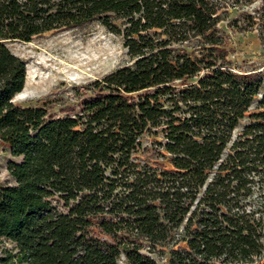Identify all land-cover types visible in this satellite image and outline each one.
<instances>
[{
    "label": "trees",
    "instance_id": "1",
    "mask_svg": "<svg viewBox=\"0 0 264 264\" xmlns=\"http://www.w3.org/2000/svg\"><path fill=\"white\" fill-rule=\"evenodd\" d=\"M230 1L0 0V264H264V71L231 68L219 10L253 0ZM243 14L264 42V0ZM95 20L131 62L64 114L15 103L6 42Z\"/></svg>",
    "mask_w": 264,
    "mask_h": 264
},
{
    "label": "rangeland",
    "instance_id": "2",
    "mask_svg": "<svg viewBox=\"0 0 264 264\" xmlns=\"http://www.w3.org/2000/svg\"><path fill=\"white\" fill-rule=\"evenodd\" d=\"M260 3L261 0L234 6L228 3L219 10L222 19L218 27L224 35L227 58L235 71H264V42L257 28L249 26L243 14L244 11L254 14ZM6 45L26 65L24 87L13 97V101L21 105L44 106L48 112L58 115L65 113L62 109L66 106L77 104L81 98L91 95L93 87L89 83L93 80L131 62L123 34L109 30L96 20L46 32L32 37L30 41L8 40ZM261 94L262 90L258 98ZM256 104L257 101L251 108ZM245 122V119L240 121L233 137ZM157 140H161V133L143 135L142 147L145 151L141 157L150 162L157 160L167 164L166 159L158 155L160 146ZM18 159L0 141V185L14 183L8 163ZM256 194L255 191V199ZM120 264H127L124 258H121ZM159 264H165V255Z\"/></svg>",
    "mask_w": 264,
    "mask_h": 264
}]
</instances>
